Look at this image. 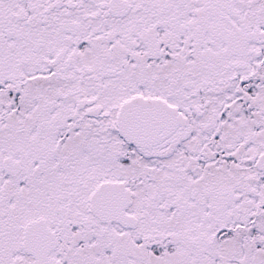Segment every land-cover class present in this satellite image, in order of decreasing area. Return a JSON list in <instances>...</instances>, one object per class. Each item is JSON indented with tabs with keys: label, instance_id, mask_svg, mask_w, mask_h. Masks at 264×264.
Returning <instances> with one entry per match:
<instances>
[{
	"label": "snow or ice",
	"instance_id": "1",
	"mask_svg": "<svg viewBox=\"0 0 264 264\" xmlns=\"http://www.w3.org/2000/svg\"><path fill=\"white\" fill-rule=\"evenodd\" d=\"M0 264H264V0H0Z\"/></svg>",
	"mask_w": 264,
	"mask_h": 264
}]
</instances>
